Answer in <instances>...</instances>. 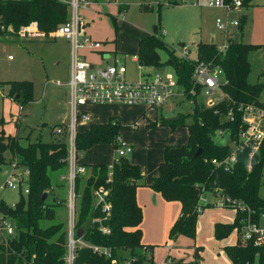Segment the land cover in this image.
<instances>
[{"label": "trees", "instance_id": "1", "mask_svg": "<svg viewBox=\"0 0 264 264\" xmlns=\"http://www.w3.org/2000/svg\"><path fill=\"white\" fill-rule=\"evenodd\" d=\"M251 1L244 0V7L250 6ZM67 19L68 4L62 0H0V24L11 26L14 32L31 22H36L39 30L48 32ZM244 23L245 16L238 26L240 35ZM256 46L240 39L234 43L232 39L226 50L217 55L214 43L198 42L197 59L186 60L177 56L175 48L157 34L138 38V62L147 67L171 66L186 89L191 87L190 77L198 61L218 64L224 70L226 79L221 84L223 97L219 102L211 106L194 102L192 112L178 115L173 121L163 117L159 121L172 129L178 126L188 129L187 143L163 146L164 160L159 164L157 176L149 184L166 201L181 204L180 215L170 228L171 238L180 234L194 237L200 210L210 206L209 203L201 204L198 210L203 187L205 190L215 189L221 197H233L256 213L264 212V199L258 195L264 165V139L251 159L249 149L245 148L237 153L232 167L212 163L213 159L223 162L231 153L228 143L215 141L217 132L223 131L229 134L230 140L235 139L244 128L243 107L262 104L260 98L264 83L249 81L251 68L248 53ZM158 50L167 52L166 61L160 62ZM1 84L9 85L7 95L13 96L14 100L18 96L21 106L33 94V83L29 81L15 80ZM189 115L192 121L186 124L185 119ZM120 126L119 120L114 118L106 123H92L88 129L77 133L76 153L89 150L99 143H112L115 150L117 145L113 141ZM20 141L18 135H7L0 129V164L7 162L5 154L8 152L10 159L16 160V167L22 166L28 171L26 196L21 195L14 206L0 201V213L10 217L16 229L14 237L0 243V264H65L67 228L63 222L55 221L56 203L49 202L48 197L54 193L50 172H64L67 169V145L60 138L55 141L38 138L36 141L27 140L24 144ZM84 167L88 176L77 174L74 180L77 201L75 229L81 230L80 237L85 242L106 247L111 255L107 257L95 252L89 245H81L76 248L74 264H126V258L117 255L119 250H130L129 264H144L146 260L153 264L151 258L135 252V249L152 250L151 246L142 243L139 225L143 215L135 197L137 187L143 183L144 169L124 156L113 159L110 176L109 166L105 163L84 164ZM100 187L108 189L106 201L110 211L106 218L102 204H96L93 197L94 189ZM44 193L47 195L42 200ZM57 204L62 205L63 202ZM243 216L244 213L236 210L232 224L215 223V238L220 240L228 236ZM101 225L108 226L110 232L102 233L99 230ZM224 252L232 264H253L255 261L264 264V245L237 242L224 247ZM202 261L200 250L196 248L189 264H202Z\"/></svg>", "mask_w": 264, "mask_h": 264}, {"label": "rangeland", "instance_id": "2", "mask_svg": "<svg viewBox=\"0 0 264 264\" xmlns=\"http://www.w3.org/2000/svg\"><path fill=\"white\" fill-rule=\"evenodd\" d=\"M67 1L70 3V0ZM120 1L122 2V10H119L120 6L117 3L115 4L114 0L107 1L105 6L99 3H92L93 5L90 4L87 8L80 6L78 9L79 16L86 22V34L91 36L92 40L102 44L100 50L103 51V60L97 51L80 50V54L85 56L87 62L94 66H103L106 61L111 62L113 55L116 54L119 62L125 61L126 63L127 77L136 78V63L131 59L137 53L138 38L150 36L154 26L158 28L157 35L168 45L173 46L175 49L187 45L189 48L188 56L191 59L196 58V45L198 42H211L213 40L215 47L219 48L224 43L223 33L216 29V20L224 17L225 12L212 6L210 4L212 0H197V6L192 5L195 0H183L182 4L175 6L171 4L174 0ZM68 8L71 11V5ZM241 14H247L246 23L243 24L242 28V41L257 45L248 53V61L251 68L249 81L262 82V74L264 73V0H252V5L241 8L238 13L231 12L230 17L231 19L240 20L241 23ZM18 30L14 32L11 26L0 29L2 32L0 35V82L29 81L33 83V94L21 106L18 103V96L14 100L13 96L9 95V98L7 95L10 89L9 85L0 84V127H3L7 135H18L22 144L26 143L27 140L36 141L38 138L46 141L58 140L59 137L54 134L52 128L62 123L63 120L69 123L72 116V99L68 86L71 74L69 66L70 44L62 38L50 41L42 38H33V40L20 39L19 35H17ZM233 30L231 29L234 39V36L239 31L238 28L235 31ZM163 31L165 32L163 33ZM158 53L160 62L166 61L168 58L167 52L158 50ZM162 68L163 70H171L169 65H164ZM222 96V90L215 88L211 97L216 100ZM262 97L264 98V92L261 94ZM196 100L201 102L205 100V96L199 94ZM107 106H114V104H93L87 106L86 110L91 113L93 121L99 122L102 117L95 116L94 111L105 112L109 109ZM116 106L121 108L117 110L126 111L127 117H131L132 113L140 108L148 112L147 116L151 112H155V117L160 121L162 117L168 118L192 112L194 102L187 98L177 97L165 103L158 110H147L142 106ZM143 118H146V116L144 115L141 120ZM131 119L126 118V121ZM191 121L192 117L190 115L187 116L185 123L188 124ZM133 131L140 132L141 127L138 130H133L132 126L129 125L122 132V137L118 135L123 141H126L125 134H130ZM117 136L113 141L116 145ZM144 139L145 136L135 140V142L131 140L133 143L132 151L140 145L138 141H144ZM215 141L219 144L228 143L231 147H234L227 134L216 136ZM70 143L71 141L68 138L66 145L69 153ZM77 155H79L78 162L83 164L105 163L110 165L115 157V151L112 143H99L89 150L78 152ZM5 157L7 162L0 164V201L8 206H14L21 195L26 196L25 184L17 187L5 185V182L12 177V166L16 163L15 159H10L8 152ZM125 157L129 160L133 159L131 158V152ZM68 166L67 156L66 171L50 172L54 193L48 197L49 202L56 203L55 221L63 222L66 228L70 218L69 210L66 206L69 192L68 184L64 183L61 175H67ZM16 170L20 176L24 177V167L18 166ZM83 175L85 177L88 176V171H85ZM61 183L63 185L58 186ZM258 195L264 199V165L262 167V178ZM201 196L208 198L210 206L200 210L195 223L194 237L184 234H180L175 238L170 237V228L179 215L168 230H161L162 226L160 225L156 228V220H151V223L145 226L142 217L139 225L142 231V243L145 246L152 247L153 264L188 263L193 259L196 248L200 250L204 264H232L224 252V247L242 242L241 237L236 233L240 222L228 236L220 240L215 238L213 227L215 223L232 224L234 222L236 216L235 207L237 210L239 209L237 206L238 201L233 197H227L231 200L230 204L226 198L219 195L218 191L215 189L205 190V187L202 188L199 198ZM221 199L228 204L216 206L215 202L218 200L222 201ZM59 201L63 202V204H57ZM201 204L199 202L198 210L201 209ZM138 205L141 207L140 204ZM141 211L143 215L142 207ZM180 212L181 204L179 214ZM147 230L151 232L150 235H152L155 242L149 241L146 234ZM135 252L149 258L144 249H135ZM117 255L126 258V264H129L130 250H119ZM166 257L173 259V263L168 261ZM144 264L151 263L146 260Z\"/></svg>", "mask_w": 264, "mask_h": 264}, {"label": "built area", "instance_id": "3", "mask_svg": "<svg viewBox=\"0 0 264 264\" xmlns=\"http://www.w3.org/2000/svg\"><path fill=\"white\" fill-rule=\"evenodd\" d=\"M244 0H212L210 4L220 8L225 12L224 17L216 20V29L223 33L224 43L221 48L216 47V54H222L230 40L233 39L231 29L238 28L240 20L231 19V12H240L244 7ZM71 5V11H68V19L65 23L57 26L48 32L39 30L36 22H31L20 27L17 32L20 39L42 38L45 40L65 39L71 45V74L68 82L69 93L71 96V112L70 122L65 120L53 127V132L66 143L69 138L71 141L70 153L68 152L69 171L63 176L69 184V196L67 199V208L70 218L67 226V243L66 253L64 256L65 264H74L75 251L78 246L89 245L95 252L103 254L107 257L111 255L108 248L89 244L81 237L76 235L75 229V207L76 197L74 192V180L77 174H83L85 167L77 164V153L75 148V138L78 132H82L94 123L91 113L86 107L93 104H114L126 106H142L148 109H160L165 103L171 99L182 97L198 102L196 100L199 94L205 96V100L201 102L206 106H211L219 102L221 98L213 100L211 97L215 88L221 89V84L225 83L224 70L212 61H198L193 69L190 77L191 87L186 89L185 85L179 82L176 72L171 70H163L161 67H147L138 62L137 56L131 60L136 63V78L127 77V66L125 61L119 62L117 56H113L111 62H107L103 66H94L88 63L85 56L80 54V50L86 49L91 51L99 50L102 46L100 42L92 40L86 34V22L79 16L78 9L80 6L86 7V0H70L68 6ZM5 27L0 24V29ZM164 33V32H163ZM177 56L186 60L191 59L189 48L187 45L180 46L175 49ZM264 83V81H263ZM194 97V98H193ZM230 116V113H229ZM242 122L244 128L240 130L235 139H231L234 147H231L230 155L223 162L212 160L216 166L224 165L233 166L237 159V153L245 148L249 149V159L258 151L259 146L264 139V101L260 105L250 104L243 107ZM81 128V129H79ZM229 134L218 131L217 135L221 136ZM117 147L115 157H125L132 152V145L123 141L119 135L117 136ZM230 140V139H229ZM231 146V145H230ZM68 150V149H67ZM80 155V154H79ZM16 163L12 166L11 178L5 185L9 187H17L25 184V192L27 194V170H24V177L20 176L16 171ZM109 166V176L111 175L112 163ZM251 166V161H248ZM110 179H108L109 181ZM108 189L100 187L94 189L93 197L96 204H102V211L106 218L109 215L110 205L106 201ZM224 198V197H223ZM222 198V199H223ZM221 199V200H222ZM228 203L231 200L226 197ZM209 203L208 198L201 196L198 203ZM235 203V201H233ZM225 200L215 202L216 206H225L228 204ZM238 210L244 213L239 220V228L236 233L241 237L242 242H252L254 246L264 245V212L256 213L255 210L241 202H237ZM233 207V206H231ZM237 210V208L235 207ZM257 214V216H255ZM254 217V219H253ZM95 219L92 218V222ZM99 230L102 233H109L108 226L101 225ZM16 235L14 221L0 213V243L11 239ZM248 264V263H247ZM253 264H260L255 261Z\"/></svg>", "mask_w": 264, "mask_h": 264}, {"label": "crops", "instance_id": "4", "mask_svg": "<svg viewBox=\"0 0 264 264\" xmlns=\"http://www.w3.org/2000/svg\"><path fill=\"white\" fill-rule=\"evenodd\" d=\"M62 1L68 4L67 0H62ZM86 1L88 2V5L85 8H87L90 4L93 5L92 3H97V4L99 3L102 6H105L107 1H111V0H86ZM182 2L183 0H180V1L174 0L171 2V4L175 6V5L182 4ZM114 3L115 4L117 3V5L120 6L119 10H122V7H121L122 2L120 0H114ZM192 5L197 6V0L193 1ZM250 5H252V1L250 2ZM68 11H69V8H68ZM241 15L242 17L245 16V23H246L247 14H241ZM233 29H234L233 31H235L237 28H233ZM157 33H158V28H157ZM1 34L2 33H0V35ZM242 35L243 34L241 35L239 34V39L241 41H242L241 39ZM31 39L33 40V38H30L29 40ZM68 44L70 43L68 42ZM96 51L100 53L101 59L103 60V54H102L103 51H101L100 49ZM96 51H93V52H96ZM115 55L116 54H114L113 56ZM107 62L108 61H106V63ZM69 64H70L69 66H71V45H70ZM262 75H263V81H264V73ZM263 81L261 83H263ZM1 83L2 82H0V84ZM260 100L263 102L264 98L262 97L260 98ZM107 108L109 109L105 112H100L97 110L94 111L95 116L102 117L101 121L99 122L94 121V123H106L110 118L119 120V122L121 123V126L118 130V134L121 137H122V132H124L129 125L132 126L133 130H136V129L138 130L139 127H141L140 132L133 131V132H130V134H125L126 135L125 138L127 139L126 141L129 142L132 146H133V143L131 142V140L135 142V140L145 136L144 141H138V144L140 145H138L131 152L132 153L131 158L133 159L132 160L128 159L131 163L139 165L144 169V178L142 180L143 183L142 185L137 187L136 192H135L136 201L138 204L141 205L143 209V222L145 226L150 224L151 220H156L155 222L156 228L160 225L162 226L161 230H165V229L168 230L169 227L173 224V222L177 218V216L180 215L179 214V208H180L179 203L180 202L165 201L163 197L160 195V193L155 192L153 189L149 187V184L151 183L153 177L157 176L159 164L164 160L163 146L169 145V144L187 143L188 129L185 126H178L172 129L168 125L161 124L159 123V120H157V118L155 117V112H151V114L149 115L150 117H149L147 116L148 112L142 108L132 113L131 117L126 116L127 114L126 111L117 110L121 108L117 107L116 105L107 106ZM144 115L146 116V118H143L141 120V118L144 117ZM126 118H132V119L130 121H126ZM155 122L156 124H154ZM138 123L141 124V126H139ZM0 129H3V127H0ZM78 156H77V164L84 166L83 163L78 162ZM68 171H69V166H68ZM85 171H87L86 168H85ZM63 176L65 175H62V177ZM61 179L64 180V183L68 184V182L64 178H61ZM68 192H69V184H68ZM213 231H214V227H213ZM150 233H151L150 231L148 230L146 231L149 241L155 242L154 238L152 237V235H150ZM145 253L153 261V249L145 250ZM166 259L173 263V259H170V257H166ZM182 263L184 262L182 261ZM185 264H189V262ZM202 264H204V261H202Z\"/></svg>", "mask_w": 264, "mask_h": 264}, {"label": "water", "instance_id": "5", "mask_svg": "<svg viewBox=\"0 0 264 264\" xmlns=\"http://www.w3.org/2000/svg\"><path fill=\"white\" fill-rule=\"evenodd\" d=\"M152 33H153V34H157V27H156V26L153 27V32H152ZM238 39H239V33H237V34L234 36V43H237V42H238ZM211 43H213V40L211 41ZM177 118H178V116H173V117H168V118H166V119L169 120V121H173V120H176ZM46 195H47V193H44V194L42 195L41 199L44 200V199L46 198ZM76 235H77L78 237H80V236H81V230H77V231H76Z\"/></svg>", "mask_w": 264, "mask_h": 264}]
</instances>
